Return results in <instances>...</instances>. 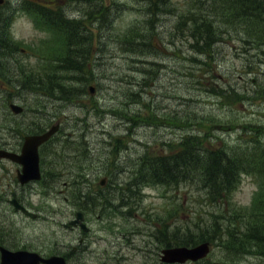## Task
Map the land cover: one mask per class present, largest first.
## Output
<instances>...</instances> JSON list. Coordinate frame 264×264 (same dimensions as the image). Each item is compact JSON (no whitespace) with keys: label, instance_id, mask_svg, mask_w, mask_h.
Listing matches in <instances>:
<instances>
[{"label":"rangeland","instance_id":"rangeland-1","mask_svg":"<svg viewBox=\"0 0 264 264\" xmlns=\"http://www.w3.org/2000/svg\"><path fill=\"white\" fill-rule=\"evenodd\" d=\"M118 1L120 2L119 7H113L115 15L118 16L115 24L113 25L114 34L110 35V32L108 31V22L105 20L102 23V27H104L103 35L99 34V37L97 36V39L95 41V45H97L98 41L103 38L102 43H106V47L103 52L97 53L95 55V57H101L100 66L95 68L96 73H106L107 76L109 74L110 77L108 80L99 81L100 89L97 92L96 99L99 101L101 107L105 110L102 116H95L89 119L88 134L90 138L101 137L103 135H106V137H108L107 134L122 130V126H120V124L124 122V119H121L120 116L113 115L110 109L115 106L123 107L122 101L124 99V92L129 91V89L125 88L141 89L143 88L141 85L144 84L143 78H149L152 76V74H154V72L146 74H144L143 72V68H145V66L141 64V61H146V57L143 58L133 55L130 56L127 53L123 52L118 44V41L120 39L118 38L119 31L126 30L127 26L130 23H136L144 16V14L142 13L143 9H138L137 7H143L141 5L145 4L140 3L142 0ZM186 1L187 0H175L173 3H171L173 7H179L180 10H182L184 9ZM109 2L112 4V0H108V3ZM133 2L137 7H134L132 5ZM67 5L68 8H72L73 2L64 4V8H67ZM87 7L88 9H90L89 5H87ZM83 11L88 10L86 8H83ZM176 17V14L169 13L163 16L160 23H163V21L167 20L168 18L170 19L163 23L165 24L163 28L160 27L161 39H159L158 44L160 45L161 53L158 55L157 59L162 62L161 69L157 72L156 76L150 82V85L144 89L143 94L140 95L141 101L137 102V104H135V102H129L125 106L126 108H131L128 112H134L136 111V109H150L153 108V106H156L161 112L177 111L181 115H186L187 111L192 109L193 112L195 111L198 115H201L204 112L211 111L212 109L216 108L215 105H211L209 102H211V99L218 97L214 94H211L210 92H203L202 89L195 84L194 80L198 79L200 71L194 66L193 63V65L191 64V61L184 58L185 56L191 55L192 51L187 42L182 41L173 33ZM29 20L30 19L25 16H16L11 23V34L15 38H32V40L42 38L44 33L35 27L33 20L32 22H30ZM216 47L219 54L216 58L217 62L214 61L215 69L218 74V77L215 78V80L219 78L220 74L233 75L235 70L240 71L242 66L245 65L246 60L244 55H246V53L242 52L239 40H230L228 38L227 42H220ZM178 49L182 52L183 57L176 54V51ZM247 54L250 53L247 52ZM260 58H262V56ZM150 59H152V57H150ZM94 63L95 65L99 64V62L96 61ZM148 68L151 71V67ZM206 75L209 76L211 74L206 73ZM107 76L105 75L104 78H107ZM193 81L197 89L193 86ZM96 83L97 82H94V84ZM248 84L251 85L247 86ZM237 86H242L241 88L247 89L251 88L252 86L255 87L256 82L252 83L251 81H244L243 79H240V83H238ZM257 87V89H253L252 91L255 97L264 96V82H260ZM200 91L202 92V96L200 95ZM247 98H250V96H248ZM255 102L256 103L251 104L249 103V100L244 101L245 109L240 113V119L248 121H260L264 123V101H262V99H257V101ZM67 111L68 113H72L73 111L75 112V109L71 107L67 109ZM224 113L229 114L230 112H223L221 114L224 115ZM104 130L108 131V133H105ZM143 130L144 136L149 137L150 139L148 140L150 141H153L154 137L158 138L163 133L166 134L165 136L172 135V133L166 131L162 126L153 127L146 124V127ZM181 132L182 131L177 128L174 130L176 136L180 135ZM239 134V129L232 128L229 130H225L224 132L221 130V132L219 133L220 136L226 137L232 143L238 140ZM77 157L79 156H74L75 161L77 163H80L81 161L78 160ZM84 164H86V162H84ZM256 187L257 185H254V180L250 176L241 177V182L232 196L233 204L238 206L249 205ZM46 194L48 193H44L45 197ZM201 194L202 192L195 189V187L192 185H181L179 190L176 191V207L173 220H177L179 218L177 220V224L183 223L187 225L188 223L192 226V224H194L192 220L195 219L198 212L202 214H199L197 216V219L202 220L205 218L208 222L212 218V215L215 216L214 212L218 209L229 215L228 213L230 212V207L228 204H220L217 206H212L210 204L211 206H207V203H205L207 202V200H205ZM55 195H57V197H55ZM65 196H67L65 190H63V192H54V194L52 195V200L59 202V208L61 210H67L71 207L70 202ZM42 197L43 196L41 194L34 193L30 198L35 204L39 205V203L42 201ZM143 200L145 202V208L152 209L154 207L157 208L159 214H167L163 211L161 212L162 206L167 202V200H164L162 198L158 187L151 186L146 188L144 190ZM179 203L182 204L180 207H178ZM68 205L70 207H68ZM97 213L99 212H93L91 218L89 219V223L91 226H93L94 230L89 233L88 236L90 239H94L96 241L91 245V249H93L94 251L103 249L106 243V236L108 237V232L106 233L107 230L101 227V225H103V223L108 220L97 218ZM15 217L18 223V226L16 227H13V225L9 223L1 222L4 233L8 232L15 237H17V234L23 233L25 236L36 237L40 241L44 240L45 233H52L54 229L57 230V233L59 235L65 234V232L60 229L59 225H56L55 223L53 224L51 222V218L49 221H39L37 223H34L32 221H23L18 215ZM122 219V217L118 218V220ZM218 220L222 221L223 218L218 217ZM131 221H133L135 225L140 224L139 221L136 222L134 219H131ZM99 227L100 229H98ZM158 228H163V226L158 224ZM135 233H137V231L134 233H129L128 236L131 237L132 234ZM149 235L139 238L137 240V244H133V247L136 248L138 246H143L151 238L149 237ZM238 241L239 240H230L228 244L230 247L234 248L237 247ZM86 254L89 255L87 252ZM96 259L101 260L100 258ZM209 259L210 262L201 261L197 264H219L223 259L222 246L214 245L212 254L210 255ZM135 260L138 259L135 258L134 261ZM238 263L263 264L260 259L255 257L252 258L249 262L246 259L241 258L240 260H238Z\"/></svg>","mask_w":264,"mask_h":264},{"label":"trees","instance_id":"trees-1","mask_svg":"<svg viewBox=\"0 0 264 264\" xmlns=\"http://www.w3.org/2000/svg\"><path fill=\"white\" fill-rule=\"evenodd\" d=\"M229 1L230 0H224V2ZM166 2L167 0H147L144 16L145 18L147 16V21L149 19L150 20L145 25H143V27L129 30L128 32L119 35L118 38H120V42L124 40L129 43L128 48L131 53L139 56H149L157 53L158 49L156 48L157 46L153 43V36L156 35L155 30L157 28V23L162 18L161 13L164 11V4H166ZM249 2H251V4H254L253 9H260L264 4V0H239L240 8L245 9ZM224 11L233 13L234 9L232 7H229ZM98 14L99 12H96L97 18H99ZM208 14L209 17L217 16L213 15L212 13ZM114 18L115 16L113 15V13H110L108 10V22H112ZM190 19L191 18H189L188 16L180 17L177 21L178 23L176 24V31L182 35L193 36L194 38L192 39V42L194 43H192V47H194L195 50H197L199 53H206L210 56V54L207 52H210L213 49V46L216 43V38L221 35L224 30L220 28L218 23L214 26L215 21H217L216 19L210 18L204 20V18H194V21H191ZM252 19H256V21ZM257 20L258 17L249 15L248 20L246 21L245 15H243L239 18L238 23L240 24L239 26L245 28V33L249 35V38H247V40H251L252 38L256 40L258 39L260 44H264L261 19L259 21ZM226 24L234 25L232 23ZM102 48L100 47V50H102ZM211 60L212 59L209 60V64L212 63ZM74 91V87H66V92L68 93V95L66 94V97L71 98L69 96H71ZM201 141L202 138L200 133L194 132L191 134L186 133L180 141L176 142L177 153L175 155V158L178 172L188 169L189 157L192 156V165L194 171L204 169V171H207L208 174L215 180L218 179L220 181H223L225 177L224 173L222 172L223 169L225 172H227L232 170L234 166L229 160L224 159L218 152H210L204 154L202 148L200 147ZM235 167L237 168V164H235ZM177 175H179V173H177ZM176 241L178 242L177 244H190L196 242L193 237H183L182 239L177 238Z\"/></svg>","mask_w":264,"mask_h":264},{"label":"water","instance_id":"water-1","mask_svg":"<svg viewBox=\"0 0 264 264\" xmlns=\"http://www.w3.org/2000/svg\"><path fill=\"white\" fill-rule=\"evenodd\" d=\"M207 251H208L207 243H203L191 249H188L186 247H180L171 250L172 256L174 255L177 259L180 260H184L189 257L198 258L200 256L205 255ZM22 257L23 256L21 255H12L10 253H5L3 264H23Z\"/></svg>","mask_w":264,"mask_h":264},{"label":"flooded vegetation","instance_id":"flooded-vegetation-1","mask_svg":"<svg viewBox=\"0 0 264 264\" xmlns=\"http://www.w3.org/2000/svg\"><path fill=\"white\" fill-rule=\"evenodd\" d=\"M12 165H13V169L15 171H18L19 170L20 166L18 164H12Z\"/></svg>","mask_w":264,"mask_h":264},{"label":"bare ground","instance_id":"bare-ground-1","mask_svg":"<svg viewBox=\"0 0 264 264\" xmlns=\"http://www.w3.org/2000/svg\"><path fill=\"white\" fill-rule=\"evenodd\" d=\"M254 7V4L247 7V10H251Z\"/></svg>","mask_w":264,"mask_h":264}]
</instances>
